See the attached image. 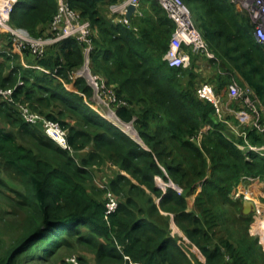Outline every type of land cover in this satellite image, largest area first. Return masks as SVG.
<instances>
[{"label": "trees", "instance_id": "1", "mask_svg": "<svg viewBox=\"0 0 264 264\" xmlns=\"http://www.w3.org/2000/svg\"><path fill=\"white\" fill-rule=\"evenodd\" d=\"M119 1L68 3L91 22L92 71L114 91L116 115L133 123L141 142L85 103L77 90L90 99L93 88L84 78L74 80L77 92L71 91L53 86L37 68L6 72L10 58L0 60V87H16L19 101L60 122L70 146L60 147L42 125L28 124L14 105L0 103V184L14 196L0 195L13 204L20 229L10 241L0 238V264L49 261L63 248L86 249L95 264H264V250L249 232L253 217L243 212V199L232 198L245 177L264 180V156L246 143L264 145V133L246 127L245 139L215 121L213 104L194 91V58L204 55L186 46L190 66L169 65L164 56L175 23L158 0H141L148 8L132 16L130 27L106 9ZM183 1L219 59H208L218 72L216 88L233 81L248 86L264 111V45L249 15L231 0ZM57 11L58 0H19L11 20L40 35ZM5 35L0 29V38ZM48 48L54 52L38 62L57 75L68 78L84 62L75 38ZM106 165L115 168L107 187L118 199L108 214L103 191L90 187L94 171ZM157 177L170 185L163 188ZM8 213L0 206V218Z\"/></svg>", "mask_w": 264, "mask_h": 264}, {"label": "built area", "instance_id": "2", "mask_svg": "<svg viewBox=\"0 0 264 264\" xmlns=\"http://www.w3.org/2000/svg\"><path fill=\"white\" fill-rule=\"evenodd\" d=\"M19 0H1L0 2V25L8 26L14 46L16 50H28L36 59L45 57L47 48L51 47L66 38H75L84 52V62L75 72L77 78H84L87 83L93 88L94 93L100 99L107 98L108 104L117 103V97L111 88L106 87L103 80L92 71L90 64V54L94 49L93 28L88 19L82 17L81 13L72 8L68 0H58V11L54 15L49 30L48 36L33 37L26 29L19 27H9L11 13L14 5ZM141 0H122L115 4H111V14L115 22L122 23L130 27V18L127 17L129 5H135V12H139ZM161 7L167 12L168 16L175 23V29L172 33L168 50L165 54V59L170 66L188 67L191 64L190 55L186 51V46L192 51L204 55L207 59L216 58L214 52L210 50V46L203 36L200 29L196 26L193 19V14L190 7L183 0H158ZM237 10L245 12L249 15L255 29V36L261 44L264 45V0H231ZM50 75H57L55 70L45 69ZM50 71V72H49ZM58 76V75H57ZM16 87H0V103L14 105L16 111L21 118L30 125H42L46 135L51 138L57 145L62 148H70L68 143V130L58 121L47 118L45 115L31 108L29 102H21L16 98ZM196 93L199 98L211 102L215 108L214 118L216 122L227 123L238 136L247 139L246 127L239 129L240 126L232 125L227 122L224 113V98L227 97L233 102H244L252 114V120L248 127L256 128L259 132L264 133V111L259 105L258 99L253 100L252 90L246 86L242 88L237 81L231 82L226 88L218 90L214 82L210 80H202L197 84ZM102 99L103 101H105ZM263 117V118H262ZM117 118L121 120L118 116ZM122 121V120H121ZM123 122V121H122ZM118 123V122H117ZM126 123V122H125ZM133 125L132 122H128ZM120 126V124L118 123ZM121 127V126H120ZM134 127V125H133ZM209 127L206 126L207 130ZM125 130L124 128H122ZM135 129V128H134ZM129 135L130 132L125 130ZM136 131V129H135ZM137 133V131H136ZM138 138L139 135L133 136ZM141 142V140H139ZM247 148L255 151L261 156H264V145L255 146L246 141ZM258 176H247L232 191L233 199H243L251 201L253 207H258L261 204L259 193L256 186L252 182L257 181ZM247 181V182H246ZM107 214L115 211L118 207L117 196L110 190H107L106 204ZM264 211V208H263ZM264 213V212H263ZM264 249V235L260 239ZM66 261L71 264H81L77 255H71L66 258ZM134 264V263H123Z\"/></svg>", "mask_w": 264, "mask_h": 264}, {"label": "rangeland", "instance_id": "3", "mask_svg": "<svg viewBox=\"0 0 264 264\" xmlns=\"http://www.w3.org/2000/svg\"><path fill=\"white\" fill-rule=\"evenodd\" d=\"M189 7H190L191 12L193 14V19L196 20L197 15H196L193 7H191V6H189ZM108 10L111 11L110 7L108 8ZM9 25H10L9 27H12V28L19 27V26H16L12 22V20H10ZM44 27H46V26H44ZM0 29H2L4 31V33L6 34L4 37L0 38V53H2V52L6 53L5 56H0V60H2L3 58H5L7 56L10 58L8 61L9 66L6 69V72H10L13 68H16V67L20 70V71L17 70V72L19 74L23 73V71H25L26 69H29V68H37V69H40L43 71H45V69H47L45 67H41L39 65L38 59H36L33 56V54H31L30 52H22V51L15 49L14 42L12 39V34H11L8 26L6 27V26L0 25ZM28 32L31 34L30 31H28ZM49 33H50V30H49L48 25H47V28L43 31L42 34H40V35L31 34V35L33 37H39L41 35L48 36ZM47 50H48V54H51L54 52L53 48H48ZM79 67L74 68L71 71H69L68 72L69 73L68 78H65L63 75L57 76V75H54L53 73H50V75H48L49 79L52 78L53 86H55V87L59 84H62L66 89L71 90V91H76L73 82H74V80L78 79L75 76V72L77 71V69ZM212 67L207 66L208 70H206V66L204 67L206 77L200 76L197 83L201 82L202 80H210V81L213 80L212 77H214V74L216 71ZM46 74H48V70H47ZM198 74L200 75L201 72H198ZM103 79L105 80V77ZM187 80H188L187 76L182 77V82L184 85L187 83ZM195 83H196V81H195ZM196 87H197V85L194 86L195 93L197 92ZM77 91L80 92L82 95H84V100H85V103L87 105H89L91 108H93L94 110L101 113L103 116H105L111 122L116 123L118 125L117 121L119 119L117 118V115L115 113L116 108L114 106V103L108 104L107 98L104 99L102 97V99L105 100V101H103L102 99H100L98 97L97 94L94 93V90H93V95L90 99L87 98L85 92H83L81 90H77ZM227 101H228L227 105H225V102H224V113H225L227 122L232 124L233 126L243 124V127H239V129L248 127V124L250 121L242 120V118H241L242 111L245 110L246 112L247 111L250 112V110L247 108V104L244 102L235 103V102L230 101L228 99H227ZM116 118H117V121L115 120ZM67 119L70 121L71 124H74V122H75L74 118L68 116ZM237 119H239V121H240L239 124L235 123V120H237ZM118 122L122 128H124L123 126H125V125L131 126L133 128V130H131L132 134H136L135 129L131 123H125V122H122L121 120H119ZM226 125H227V123H226ZM0 126L1 127L4 126L2 121H0ZM7 128L9 130H11V127H7ZM125 130H127V129H125ZM139 139L140 138L138 137V140ZM86 152L87 151H83L82 154H84ZM114 170H115L114 167L106 165V166L100 167L94 171V180L91 183L90 187L92 188V186H93L94 189H96V190H102L103 191V194H102L103 197L102 198L105 200H106L107 190L109 189L107 187V185H108L107 179L110 178V176L114 172ZM157 181L160 185H162L163 188H166L167 186L170 185V183H166L164 180H162L159 177H157ZM252 184H253V186H256L255 190H257V192L259 193V198H260L262 205H260L258 207H252L251 208V211L249 214L252 215L253 222L250 224L249 232L253 235V237L257 238L259 246L262 248V250H264L262 247L263 245H261V243H260V239L264 235V213H263L264 212L263 211V208H264V180L259 179L257 181H253ZM0 192L6 194L8 196H14L13 191L9 188L4 187L2 184H0ZM0 206L2 207V209H5V211L9 212L5 216H3V218L2 217L0 218V238L4 239L6 241H10L13 238V236L16 235L17 232H19V230H20L19 226H18L19 220H17L18 216H14L11 214V212L14 210L13 204L11 202H8V200L5 199V197L2 195H0ZM243 212H244V209H243ZM249 214H247V215H249ZM19 218H20V216H19ZM71 255H77V256L85 257L89 261L90 264H95V257L93 255V253L86 250V249H82V248H78L77 250H74V251H71L67 248H63L59 251L58 254L53 256L49 261H40L37 259H34V260L24 259L21 264H65L64 260Z\"/></svg>", "mask_w": 264, "mask_h": 264}, {"label": "crops", "instance_id": "4", "mask_svg": "<svg viewBox=\"0 0 264 264\" xmlns=\"http://www.w3.org/2000/svg\"><path fill=\"white\" fill-rule=\"evenodd\" d=\"M141 3H140V7H139V13H141L142 14V11L141 10H143V9H146V8H148V6L147 5H145V4H143V2L142 1H140ZM111 6V5H110ZM109 6V7H110ZM106 8V7H105ZM106 9H108V8H106ZM138 12H135V13H133L132 14V16H135L136 14H137ZM109 14L111 15V16H113L112 14H111V11L109 12ZM132 16H131V18H132ZM118 23V22H117ZM217 61H219V59H218V57L217 58H215ZM194 66H195V70H196V72H197V75H198V77L196 78L197 79V81L199 80V78H200V76H203V77H206V73H205V69H204V67L206 66V70H208V68H207V66H210V67H212V65H211V62H210V60H208L207 58H203V57H201V56H199V55H196L195 56V58H194ZM212 68H214V67H212ZM214 70L216 71L215 72V74H214V77H212V82H215L216 84H217V69H215L214 68ZM198 72H201V74L199 75L198 74ZM227 99L228 100H230L229 98H227V97H225L224 98V102H225V105H227L228 104V101H227ZM227 101V102H226ZM231 101V100H230ZM241 107V106H240ZM241 118H242V120H247V121H250L251 122V120H252V114L250 113V112H246L245 110L244 111H242V115H241ZM249 122V123H250ZM243 123V122H242ZM237 126H240V127H243V124H241V125H237Z\"/></svg>", "mask_w": 264, "mask_h": 264}, {"label": "water", "instance_id": "5", "mask_svg": "<svg viewBox=\"0 0 264 264\" xmlns=\"http://www.w3.org/2000/svg\"><path fill=\"white\" fill-rule=\"evenodd\" d=\"M135 11V5L131 4L128 7L127 17L131 19L132 14ZM138 140V138H136ZM247 182V181H246ZM253 204L251 201H244V213L248 214L251 211Z\"/></svg>", "mask_w": 264, "mask_h": 264}, {"label": "bare ground", "instance_id": "6", "mask_svg": "<svg viewBox=\"0 0 264 264\" xmlns=\"http://www.w3.org/2000/svg\"><path fill=\"white\" fill-rule=\"evenodd\" d=\"M0 2H1V0H0ZM127 127V130H128V132H130L131 134H132V127L131 126H126ZM131 129V130H130ZM133 135H135L136 136V134H133Z\"/></svg>", "mask_w": 264, "mask_h": 264}]
</instances>
